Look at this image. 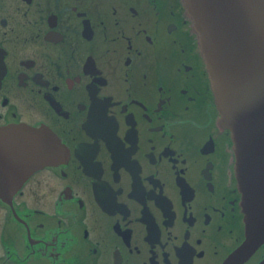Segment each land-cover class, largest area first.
I'll return each mask as SVG.
<instances>
[{
  "label": "flooded vegetation",
  "instance_id": "1",
  "mask_svg": "<svg viewBox=\"0 0 264 264\" xmlns=\"http://www.w3.org/2000/svg\"><path fill=\"white\" fill-rule=\"evenodd\" d=\"M63 157L0 197V264H223L228 129L183 0H0V125ZM240 264H264V241Z\"/></svg>",
  "mask_w": 264,
  "mask_h": 264
},
{
  "label": "water",
  "instance_id": "2",
  "mask_svg": "<svg viewBox=\"0 0 264 264\" xmlns=\"http://www.w3.org/2000/svg\"><path fill=\"white\" fill-rule=\"evenodd\" d=\"M183 1L232 141L245 234L223 264H240L264 241V0ZM65 152L45 125H0V197Z\"/></svg>",
  "mask_w": 264,
  "mask_h": 264
}]
</instances>
